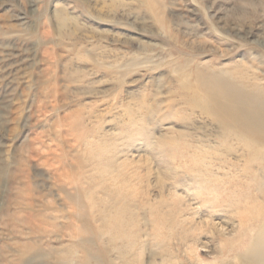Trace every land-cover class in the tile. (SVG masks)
I'll use <instances>...</instances> for the list:
<instances>
[{
  "label": "rangeland",
  "instance_id": "rangeland-1",
  "mask_svg": "<svg viewBox=\"0 0 264 264\" xmlns=\"http://www.w3.org/2000/svg\"><path fill=\"white\" fill-rule=\"evenodd\" d=\"M216 76L264 99V0H0V264H241L264 162Z\"/></svg>",
  "mask_w": 264,
  "mask_h": 264
},
{
  "label": "bare ground",
  "instance_id": "bare-ground-1",
  "mask_svg": "<svg viewBox=\"0 0 264 264\" xmlns=\"http://www.w3.org/2000/svg\"><path fill=\"white\" fill-rule=\"evenodd\" d=\"M200 84L206 93L207 108L212 112L209 113L207 109H204V111L213 117V121L222 130L219 135L220 143L218 142V144L228 146L232 141L242 143L247 147L244 150L248 162L257 160L264 162V99L245 95L240 88L230 85L222 77L216 76L213 79H204L201 80ZM193 143L203 155L212 153L210 152L211 147L204 148L206 144L200 140ZM187 145L190 144L185 146ZM214 147L212 146L215 151L216 148ZM232 149L228 147L224 150L230 152ZM213 154L205 156L209 162L206 163V166L212 165L214 162L216 164L220 160L218 155ZM257 183L262 186V182L258 181ZM262 198L264 199V192ZM255 201L258 211L256 216L253 217V224H256L257 228L253 233L247 234L244 244L246 243L248 247L239 257L241 264H264V203ZM79 243L85 250L86 255L91 256L87 240H82ZM74 255L75 252L70 251L64 254L65 261H70ZM81 261L79 264H81ZM83 262L82 264H84ZM85 264H89V261H86Z\"/></svg>",
  "mask_w": 264,
  "mask_h": 264
}]
</instances>
